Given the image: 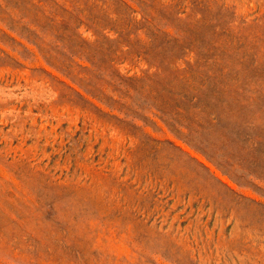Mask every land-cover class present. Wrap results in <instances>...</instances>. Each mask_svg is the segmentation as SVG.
I'll return each instance as SVG.
<instances>
[{
    "label": "rangeland",
    "instance_id": "374dc122",
    "mask_svg": "<svg viewBox=\"0 0 264 264\" xmlns=\"http://www.w3.org/2000/svg\"><path fill=\"white\" fill-rule=\"evenodd\" d=\"M0 264H264V0H0Z\"/></svg>",
    "mask_w": 264,
    "mask_h": 264
}]
</instances>
